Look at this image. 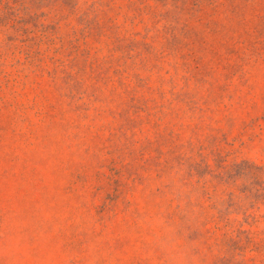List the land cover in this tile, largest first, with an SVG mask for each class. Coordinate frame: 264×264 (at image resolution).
I'll return each instance as SVG.
<instances>
[{
    "label": "rangeland",
    "instance_id": "374dc122",
    "mask_svg": "<svg viewBox=\"0 0 264 264\" xmlns=\"http://www.w3.org/2000/svg\"><path fill=\"white\" fill-rule=\"evenodd\" d=\"M0 264H264V0H0Z\"/></svg>",
    "mask_w": 264,
    "mask_h": 264
}]
</instances>
